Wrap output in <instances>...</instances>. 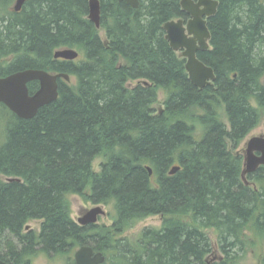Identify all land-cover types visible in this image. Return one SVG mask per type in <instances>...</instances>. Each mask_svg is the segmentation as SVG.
Returning <instances> with one entry per match:
<instances>
[{"label":"trees","instance_id":"16d2710c","mask_svg":"<svg viewBox=\"0 0 264 264\" xmlns=\"http://www.w3.org/2000/svg\"><path fill=\"white\" fill-rule=\"evenodd\" d=\"M14 1L0 0V79L34 69L72 81L59 80L58 99L30 120L0 104V260L70 263L91 246L104 264H238L247 231L264 237V167L246 185L244 157L233 152L264 117V0H217L211 49L198 56L216 81L203 90L166 39L165 24L184 15L181 0H140L138 9L100 0V29L89 0H28L20 12ZM63 49L79 57L56 60ZM38 88L29 84L31 94ZM74 195L112 204L111 229L74 221ZM151 216L163 217L161 229L115 237ZM30 221H41L39 232L26 229Z\"/></svg>","mask_w":264,"mask_h":264},{"label":"water","instance_id":"95a60500","mask_svg":"<svg viewBox=\"0 0 264 264\" xmlns=\"http://www.w3.org/2000/svg\"><path fill=\"white\" fill-rule=\"evenodd\" d=\"M28 0H16L14 10L19 12ZM126 2L133 9H138L139 0H119ZM219 2L217 0H182V11L191 17L186 25L183 20H172L165 24L164 30L170 47L175 52H182L186 59V71L190 81L203 90L216 81L213 68L203 63L197 56L199 50H209L211 33L205 18L214 17L217 13ZM89 20L99 29L101 27V5L99 0H89ZM79 53L74 49L58 50L54 54L56 60L74 61ZM59 80L71 82L68 74H51L44 70L28 69L11 74L0 79V104L5 105L18 118L30 120L36 117L39 110L59 96ZM39 83V89L30 93L29 84ZM146 84H148L146 82ZM242 177L246 185L250 183L245 178L264 167V136L253 137L248 141L244 156ZM179 167H174L170 174H175ZM150 174L152 170L149 168ZM13 181V179H10ZM255 187V185H253ZM106 215L103 205H96L79 218L78 224L89 226L98 224L99 218ZM29 230V227L26 228ZM75 264H104L106 257L102 252L94 254L90 246L80 247L75 255ZM0 264H8L0 260Z\"/></svg>","mask_w":264,"mask_h":264},{"label":"rangeland","instance_id":"374dc122","mask_svg":"<svg viewBox=\"0 0 264 264\" xmlns=\"http://www.w3.org/2000/svg\"><path fill=\"white\" fill-rule=\"evenodd\" d=\"M16 4V1H14L12 7L14 9V6ZM101 35L105 37V31H101ZM181 56V53H178ZM264 83V78H263ZM136 84V82H131L130 87H133ZM166 99V93L164 90L158 91V102L155 104V109L157 112H161L164 109V102ZM222 121L229 127L228 118L226 116V112L224 109L220 110ZM193 125L195 126V129L198 134L202 132V126L199 123L193 122ZM258 136H264V117L261 120L260 125L255 128L241 143V145L233 150L234 153H239L245 156L247 144L248 141L253 137ZM230 149H232L231 144H229ZM104 161L103 157H99L96 159L93 163V168L95 172L100 171V166L102 162ZM247 179V176L245 177ZM90 193V191H87V195ZM87 196H80V195H74L70 198V213L71 217L74 221L78 222L79 218L83 216V213L90 210L95 206L94 203L88 201L86 199ZM106 215L101 217L98 221V228L100 230H110L113 225V217L115 216V210L114 207L111 205H103ZM164 219L162 216H151L144 220H141L140 222L136 223L133 227L123 231V233L116 234L115 237L117 239L120 238H128L130 240H137L144 229L146 228H154V229H161L163 226ZM29 227V230L32 229L36 232L40 231L41 228V221H30L27 225ZM206 233L209 235L213 242L214 246V252L209 257L211 261H218L223 257V254L218 249L217 244V238L213 230H206ZM247 240H248V248L246 250V253L243 254V257L241 258V261H239L238 264H260V260L262 259L264 255V237L256 235L252 230L247 231ZM65 259L63 257H45L40 256L37 259L34 260L32 264H66Z\"/></svg>","mask_w":264,"mask_h":264},{"label":"flooded vegetation","instance_id":"af4514ba","mask_svg":"<svg viewBox=\"0 0 264 264\" xmlns=\"http://www.w3.org/2000/svg\"><path fill=\"white\" fill-rule=\"evenodd\" d=\"M100 1V0H99ZM140 1V0H139ZM182 1V0H181ZM195 3H197L198 2V0H193ZM126 3V2H125ZM140 3H141V1H140ZM139 7H140V4H139ZM138 7V8H139ZM88 18H89V16H88ZM212 18V17H211ZM191 19V17L189 16V15H187L185 12H184V15L181 17V18H179V19H175V20H183L184 21V25H186L187 23H188V21ZM206 20H207V26H208V21H209V19L210 18H205ZM172 21V20H171ZM100 29V28H99ZM210 42H211V40H210ZM210 42H209V50L211 49V44H210ZM209 50H206V51H201V50H199L198 52H197V56H199L200 54H204V53H206L207 51H209ZM179 53H181V55H182V52H179ZM182 57H183V55H182ZM184 58V57H183ZM199 58V57H198ZM204 63V62H203ZM51 74H57V73H51ZM39 89V88H38ZM37 89V90H38ZM96 206V205H95ZM94 206V207H95ZM92 209V208H91ZM87 213V211L86 212H84L83 213V216L85 215ZM81 218V217H80ZM100 219V218H99ZM97 225V224H96ZM89 226H91V225H89ZM84 227H86V226H84ZM91 247V246H90ZM80 248V247H79ZM78 248V249H79ZM91 248H93V247H91ZM77 249V250H78ZM76 250V251H77ZM94 250V249H93ZM76 251H74V253H73V260L70 262V263H66V264H75V259H74V255H75V253H76ZM96 253H98V252H95V250H94V254H96ZM104 255V254H103ZM105 256V255H104ZM106 257V256H105Z\"/></svg>","mask_w":264,"mask_h":264},{"label":"bare ground","instance_id":"6f19581e","mask_svg":"<svg viewBox=\"0 0 264 264\" xmlns=\"http://www.w3.org/2000/svg\"><path fill=\"white\" fill-rule=\"evenodd\" d=\"M20 12V11H19ZM98 29V28H97Z\"/></svg>","mask_w":264,"mask_h":264}]
</instances>
